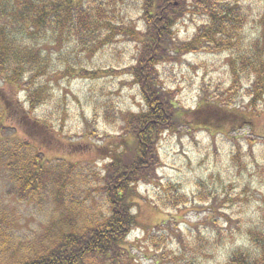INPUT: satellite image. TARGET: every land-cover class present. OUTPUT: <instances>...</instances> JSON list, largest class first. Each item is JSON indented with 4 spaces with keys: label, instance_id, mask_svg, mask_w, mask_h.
<instances>
[{
    "label": "trees",
    "instance_id": "obj_1",
    "mask_svg": "<svg viewBox=\"0 0 264 264\" xmlns=\"http://www.w3.org/2000/svg\"><path fill=\"white\" fill-rule=\"evenodd\" d=\"M140 3L143 29L126 24L117 15L114 0H0V168L6 175L7 186L10 178L6 194L37 205L48 198L57 212L44 228L43 236L13 260L6 259L11 255L3 256L10 251L11 236L8 219L2 212L0 264H83L90 257L103 264H135L125 245L129 244L130 232L140 226L132 212L135 200L141 197L138 187L141 183H156L155 169L160 164L158 145L163 134L178 132L184 115L198 110L177 106L174 88L161 79L164 64L201 48L228 53L230 84L223 100L200 96L199 106H209L219 112L216 114L227 113L229 118L234 117L236 125L249 124V115L255 116L264 106V40L260 35L249 41L242 37L249 14L241 10L238 0H140ZM192 14L200 18L201 24L192 38L181 41L178 31L173 29L180 19ZM256 20L264 26V9ZM127 34L135 36L139 43V53L130 71L143 102L137 113L122 115L125 141L110 145L102 169L92 171L93 176H101L103 180L100 200L95 202H101V207L98 214L87 215L84 208L91 205L90 197L77 193L78 197L68 186L71 171L76 167L42 155L40 143L48 142L54 131L47 119L36 117L33 112L51 97L52 78L58 73L52 68L56 60L62 61L64 72L88 71L83 69L80 59L70 61L68 55L52 54L45 46L49 39L55 43L70 40L77 57L94 53L102 44ZM238 90L246 103L235 107L232 96ZM21 94L23 98L19 100ZM10 114L28 137L21 138L20 133L25 137L24 132L14 130L11 135L7 132L13 128L7 124ZM114 114L112 105L107 104L105 119ZM22 149L27 150L22 154ZM164 193L173 206L187 203L185 195L172 193L170 187ZM249 234L253 252L236 248L221 264H264V226L251 228ZM163 236L166 239L167 235ZM161 237L154 233L151 242L162 243ZM208 240L212 246L217 241ZM160 250L162 255L166 254ZM180 256L183 257L179 253ZM172 260L167 257L164 263L172 264ZM183 262L195 264L184 258Z\"/></svg>",
    "mask_w": 264,
    "mask_h": 264
},
{
    "label": "rangeland",
    "instance_id": "obj_2",
    "mask_svg": "<svg viewBox=\"0 0 264 264\" xmlns=\"http://www.w3.org/2000/svg\"><path fill=\"white\" fill-rule=\"evenodd\" d=\"M114 1L117 15L126 24L144 28L140 0H124L123 4L122 0ZM238 2L241 10L249 14L242 37L249 41L260 35L264 40V26L255 21L264 9V0ZM177 23L173 31H178V39L184 41L192 38L201 21L192 14ZM135 38L119 35L111 43L99 46L96 52L77 57L70 40L55 43L49 39L45 46L52 54L68 55L70 61L80 59L83 69L88 71L64 72L62 61L56 60L52 68L58 73L52 78L51 97L33 112L36 117L47 119L54 131L48 142L40 143L42 155L76 167L71 171L68 186L76 196L82 193L90 197L91 205L84 208L87 215L98 214L101 207V202H95L100 200L103 180L93 176L92 171L102 169L101 164L108 160V147L125 141L122 115L137 113L143 102L130 71L139 53ZM228 62V53L201 48L184 53L176 62L161 68L164 84L176 92L177 106L198 110L184 115L178 132L163 134L158 145L156 183H141L138 187L141 197L135 200L132 212L140 226L130 232L129 244L125 245L135 264H168L164 263L167 257L173 259L172 264H184L183 258L195 264H221L236 248L253 252L249 231L264 226V106L255 116L249 115L247 125H236L234 117L229 118L227 113L220 115L209 106H199L200 96L223 100L230 84ZM243 82L246 84V80ZM233 93L235 107L246 103L239 90ZM22 98L19 95V100ZM107 104L112 105L115 113L108 120L104 117ZM10 115L7 124L13 128L7 132H24ZM20 136L28 137L26 133L25 137L22 133ZM1 170L0 216L5 213L11 236L10 251L3 256L11 255L6 259L13 260L43 236L44 228L57 212L48 198L37 205L34 201L8 197L10 178L7 186ZM167 187L172 193L185 195L187 203H169V196L164 193ZM164 219L167 221L163 222ZM158 224L160 228L155 227ZM154 233L162 235V243L151 242ZM163 235H167L166 239ZM208 238L217 241L212 246ZM160 249L166 254L158 252ZM179 253L183 257H178ZM83 264L103 263L90 257Z\"/></svg>",
    "mask_w": 264,
    "mask_h": 264
}]
</instances>
